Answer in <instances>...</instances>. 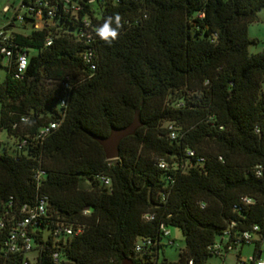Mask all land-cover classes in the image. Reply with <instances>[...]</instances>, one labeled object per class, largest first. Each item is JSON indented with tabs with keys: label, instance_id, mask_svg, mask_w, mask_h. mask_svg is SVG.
Masks as SVG:
<instances>
[{
	"label": "trees",
	"instance_id": "16d2710c",
	"mask_svg": "<svg viewBox=\"0 0 264 264\" xmlns=\"http://www.w3.org/2000/svg\"><path fill=\"white\" fill-rule=\"evenodd\" d=\"M49 1L57 9L43 25L9 32L27 63L18 78L4 65L0 82V264H22L23 253L2 254V240L36 193L47 210L27 227L31 264H54L53 250L68 264H120L124 257L131 264H208L216 256L209 246L224 229L227 241L250 231L253 238L241 244L260 250L264 50L248 51L246 25L264 0H68L65 10L62 0ZM72 3L79 5L74 12ZM83 18L100 27L110 20L117 38L97 35L87 45ZM87 46L94 69L81 59ZM65 74L69 89L60 84ZM135 110L139 124L120 138L116 157L105 158L90 134L125 125ZM21 115L27 119L18 121ZM50 119L58 124L34 141ZM34 169L43 172L37 183ZM60 224L81 231L66 234ZM160 225L180 231L173 261L159 257L162 239L171 243Z\"/></svg>",
	"mask_w": 264,
	"mask_h": 264
},
{
	"label": "built area",
	"instance_id": "2783aa9c",
	"mask_svg": "<svg viewBox=\"0 0 264 264\" xmlns=\"http://www.w3.org/2000/svg\"><path fill=\"white\" fill-rule=\"evenodd\" d=\"M88 2L93 0H87ZM68 0H62L61 6L62 9L65 10L68 7ZM11 11L9 13V9ZM72 11H76L79 7L78 4L72 3L70 4ZM57 6L55 3L49 0H18L17 4H2L0 6V63H3L7 67H12V75L13 77H20L23 72L26 63H27V54L24 50H19L16 43L13 41L12 36L9 32L5 30L6 25H13L14 21L21 22L23 24L29 22L32 23L35 27H40L43 25L46 19H49L56 13ZM12 18V20H11ZM10 23V24H8ZM82 30L80 35H82V40L88 44L94 40V38L99 35L98 29L100 26L92 25L88 19L81 20ZM50 37L45 38V44H49ZM17 47V48H16ZM261 50H264V45ZM94 52L91 46L84 47L81 52L82 62L88 67V69H94ZM61 86L66 89L71 87V83L67 74L63 75L60 80ZM66 93L64 92L61 96L58 97V105L63 107L66 105ZM27 117L25 115H21L18 118V121H25ZM60 119V118H59ZM59 119H50L42 124H40L34 135L31 137L34 141H40L43 139L57 124ZM15 123L12 124L14 126ZM170 128L169 136L173 137L175 135L174 130H172V126L167 125ZM25 138H21L16 147H20L22 143H24ZM189 154L192 153L191 150L187 151ZM158 165L163 167L164 161L162 159L158 160ZM256 172L258 170L256 169ZM42 170L34 169L32 172V177L35 180V183L38 182V178L42 174ZM103 183H107L108 179L106 177H101ZM241 200L244 202H250L251 198L245 195L240 196ZM12 197L11 195L7 198L8 205L11 204ZM47 207H46V199L42 194L35 195L34 201L32 203H22L18 207L19 216L14 219V222L11 227L6 232L5 237L2 240L3 247L1 249L2 254L6 253H14L21 252L24 254L25 258L22 260V264H31L34 260L35 250L33 258L29 259L28 253L31 248L30 246V236L27 233V227L30 224H33L39 217L46 216ZM144 219L150 218V213H144L142 215ZM61 225V224H60ZM4 218L0 216V230L4 228ZM253 229L256 228L255 225L252 226ZM161 233L163 235L169 234V228L160 225ZM61 230H63L66 234H77L81 231L80 225H61ZM227 229H224L221 235V239L218 241H214L210 244L209 249L214 255L220 258V262L226 257L228 252L235 251L241 243L249 242L253 236L250 231L243 230L238 235H236L232 240H226ZM144 243H135L134 250L139 251L141 249L142 244ZM50 258L54 264H68L64 261H61L57 255V252L53 250L50 253ZM190 264V261H188ZM234 264H264V246L260 247V250L257 253H251L244 256L242 259H236Z\"/></svg>",
	"mask_w": 264,
	"mask_h": 264
},
{
	"label": "rangeland",
	"instance_id": "374dc122",
	"mask_svg": "<svg viewBox=\"0 0 264 264\" xmlns=\"http://www.w3.org/2000/svg\"><path fill=\"white\" fill-rule=\"evenodd\" d=\"M18 0H0V6L4 3L6 4H17ZM11 8L9 9V13L11 11ZM257 17L255 20L248 22L246 25V33L247 36L252 39V42L248 45V51L249 52H256L258 50H261L262 46L264 45V6H262L257 11ZM51 19L49 20V22ZM29 23H25L22 25L20 22L15 21L14 25L5 27V30L7 32L11 31H18L22 33H26L30 29ZM6 74V68L3 63H0V82L3 80L4 76ZM0 139H5V136L2 133H0ZM171 240V243H168V240L166 238H163L162 240L165 242V244L162 247V251L159 254V257L164 256L168 260H175L177 258V252L178 250L183 246V240L180 234V231L170 226L169 227V234L168 237ZM252 244H243L241 252L242 254H248V252L251 249ZM34 251L30 250L28 253L29 259L33 258ZM208 264H233V255L232 253H228L226 257L223 259L222 262H220V258L217 256H209L206 259Z\"/></svg>",
	"mask_w": 264,
	"mask_h": 264
},
{
	"label": "water",
	"instance_id": "95a60500",
	"mask_svg": "<svg viewBox=\"0 0 264 264\" xmlns=\"http://www.w3.org/2000/svg\"><path fill=\"white\" fill-rule=\"evenodd\" d=\"M139 124L137 110L132 114L131 119L123 126L110 127L108 133L104 136L90 134L101 146L104 156L107 159L116 157L117 145L123 136L130 134L134 131ZM120 264H131L130 258L124 257Z\"/></svg>",
	"mask_w": 264,
	"mask_h": 264
},
{
	"label": "clouds",
	"instance_id": "9594fccd",
	"mask_svg": "<svg viewBox=\"0 0 264 264\" xmlns=\"http://www.w3.org/2000/svg\"><path fill=\"white\" fill-rule=\"evenodd\" d=\"M116 24H117V27L120 26L119 15L116 16ZM98 34L100 35L102 39L111 42L109 38H111L112 40L116 39L118 36V31L116 28L111 27V23L109 20V21H106L100 29H98Z\"/></svg>",
	"mask_w": 264,
	"mask_h": 264
},
{
	"label": "crops",
	"instance_id": "0c3cea01",
	"mask_svg": "<svg viewBox=\"0 0 264 264\" xmlns=\"http://www.w3.org/2000/svg\"><path fill=\"white\" fill-rule=\"evenodd\" d=\"M242 246H243V244L240 245L238 248H236L235 251L228 252V253H232V255H233V264L235 263V260H236V259H242L244 256H246V255H248V254H251V253H257V251L254 249V247L251 245V249H250V251L248 252V254H242V252H241ZM228 253H227V254H228ZM227 254H226V255H227Z\"/></svg>",
	"mask_w": 264,
	"mask_h": 264
}]
</instances>
